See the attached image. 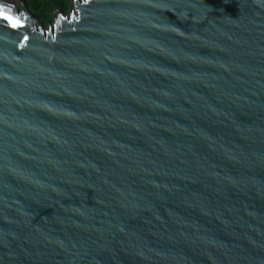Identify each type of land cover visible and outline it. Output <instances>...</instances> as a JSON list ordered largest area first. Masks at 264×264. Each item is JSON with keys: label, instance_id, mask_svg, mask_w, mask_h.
I'll return each mask as SVG.
<instances>
[{"label": "water", "instance_id": "obj_1", "mask_svg": "<svg viewBox=\"0 0 264 264\" xmlns=\"http://www.w3.org/2000/svg\"><path fill=\"white\" fill-rule=\"evenodd\" d=\"M0 0V264H264V0Z\"/></svg>", "mask_w": 264, "mask_h": 264}, {"label": "rangeland", "instance_id": "obj_2", "mask_svg": "<svg viewBox=\"0 0 264 264\" xmlns=\"http://www.w3.org/2000/svg\"><path fill=\"white\" fill-rule=\"evenodd\" d=\"M38 4V13L32 11L31 6ZM72 0L67 2L65 9H59L54 0H21V3L18 5L19 9L22 11L26 7L30 13L39 21L45 28L49 27L48 23L52 24L54 22V13L55 10L62 11L64 13H69L71 10Z\"/></svg>", "mask_w": 264, "mask_h": 264}, {"label": "trees", "instance_id": "obj_3", "mask_svg": "<svg viewBox=\"0 0 264 264\" xmlns=\"http://www.w3.org/2000/svg\"><path fill=\"white\" fill-rule=\"evenodd\" d=\"M70 0H54L56 6L59 8V9H65V6L67 4V2H69ZM38 4H34L33 6H31L32 8V11L35 12V13H38Z\"/></svg>", "mask_w": 264, "mask_h": 264}, {"label": "snow or ice", "instance_id": "obj_4", "mask_svg": "<svg viewBox=\"0 0 264 264\" xmlns=\"http://www.w3.org/2000/svg\"><path fill=\"white\" fill-rule=\"evenodd\" d=\"M0 16H3L5 19L12 21L13 24L18 22V18H14L10 13L6 14L4 11L0 10Z\"/></svg>", "mask_w": 264, "mask_h": 264}]
</instances>
